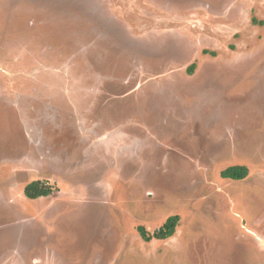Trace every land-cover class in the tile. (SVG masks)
Segmentation results:
<instances>
[{"label": "rangeland", "instance_id": "1", "mask_svg": "<svg viewBox=\"0 0 264 264\" xmlns=\"http://www.w3.org/2000/svg\"><path fill=\"white\" fill-rule=\"evenodd\" d=\"M0 264H264V0H0Z\"/></svg>", "mask_w": 264, "mask_h": 264}, {"label": "trees", "instance_id": "2", "mask_svg": "<svg viewBox=\"0 0 264 264\" xmlns=\"http://www.w3.org/2000/svg\"><path fill=\"white\" fill-rule=\"evenodd\" d=\"M194 65H192L193 67ZM190 67V68H192ZM248 169L244 166H232L223 172V176L232 179H243L247 176ZM52 193L51 188L48 185L41 183L40 181H33L25 188V194L31 199H38L41 197L49 196ZM179 222V216L174 215L167 219L165 224L153 234H150L144 227H140V233L147 241L157 239H167L171 237L176 230Z\"/></svg>", "mask_w": 264, "mask_h": 264}]
</instances>
